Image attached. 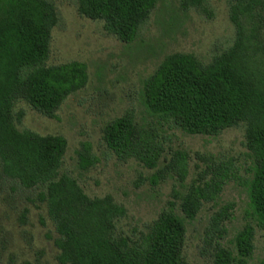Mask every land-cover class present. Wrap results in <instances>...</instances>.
Masks as SVG:
<instances>
[{
    "label": "trees",
    "instance_id": "trees-1",
    "mask_svg": "<svg viewBox=\"0 0 264 264\" xmlns=\"http://www.w3.org/2000/svg\"><path fill=\"white\" fill-rule=\"evenodd\" d=\"M158 0H78L80 15L101 20L119 40L138 35ZM208 0H180L183 11H207ZM234 26L231 45L203 63L192 53L165 55L142 80L145 110L190 135L216 136L243 124L249 176L246 189L250 215L264 228V0H228ZM59 14L51 0H0V181L29 190L45 205L57 236L59 264H190L183 257L187 224L207 204L216 205L233 172L226 162L197 155L196 175L187 182L188 157L174 150L164 168L178 188L145 231L119 229L126 208L110 194L89 196L77 180L61 171L67 140L18 129L23 117L14 111L24 100L53 118L62 102L88 81L84 62L46 64L51 31ZM102 138L119 159L133 158L149 168L163 149L150 128L131 111L107 122ZM81 167L94 164L90 145L77 151ZM159 171V170H158ZM163 174L151 178L158 183ZM233 204L214 210L205 229L214 264H246L253 252L254 227L245 223L231 246L221 242ZM257 264H264V256Z\"/></svg>",
    "mask_w": 264,
    "mask_h": 264
},
{
    "label": "rangeland",
    "instance_id": "rangeland-1",
    "mask_svg": "<svg viewBox=\"0 0 264 264\" xmlns=\"http://www.w3.org/2000/svg\"><path fill=\"white\" fill-rule=\"evenodd\" d=\"M51 1L59 19L51 31L46 64L84 62L88 81L62 102L53 118L17 100L14 111L23 113L17 128L64 136L67 147L61 171L73 176L89 196L110 194L122 204L126 215L118 226L127 234L145 231L172 200L178 183L163 165L174 150L189 155L187 182L196 175V164L204 166L197 155L226 162L233 179L224 186L216 205H205L187 224L183 257L190 264H214L211 246L204 242L205 229L218 206L232 203V215L225 222L221 242L230 247L234 234L245 223H252L254 248L246 264H257L264 256V228L256 225L250 215L246 189L250 160L243 124L226 128L216 136L190 135L149 114L141 102L142 80L165 55L192 53L207 63L232 44L234 26L229 19L228 0H208L207 11H183L180 0H158L130 43L109 33L103 21L80 15L78 0ZM125 111H131L139 123L150 128L160 143L163 152L157 167L149 168L133 158L119 159L107 148L102 128ZM83 142L90 145V158L94 160L86 168L81 167L77 154ZM156 173L165 179L154 183L151 178ZM56 236L45 205L31 191L0 181V264H59Z\"/></svg>",
    "mask_w": 264,
    "mask_h": 264
}]
</instances>
